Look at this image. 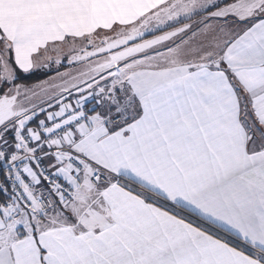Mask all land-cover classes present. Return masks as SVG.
Returning a JSON list of instances; mask_svg holds the SVG:
<instances>
[{"label": "snow or ice", "instance_id": "6c2138e0", "mask_svg": "<svg viewBox=\"0 0 264 264\" xmlns=\"http://www.w3.org/2000/svg\"><path fill=\"white\" fill-rule=\"evenodd\" d=\"M0 264H264V0H0Z\"/></svg>", "mask_w": 264, "mask_h": 264}]
</instances>
